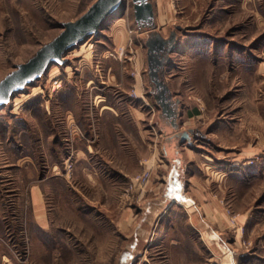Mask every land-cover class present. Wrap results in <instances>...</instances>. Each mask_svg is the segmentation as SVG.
<instances>
[{"label": "rangeland", "instance_id": "374dc122", "mask_svg": "<svg viewBox=\"0 0 264 264\" xmlns=\"http://www.w3.org/2000/svg\"><path fill=\"white\" fill-rule=\"evenodd\" d=\"M94 1L0 0V80ZM150 2L154 29L139 27L132 1L122 0L63 65H50L0 108V264H223L199 233L187 243L179 224L158 241L156 223L126 254L132 234L119 219L126 209L139 216L161 145L174 132L206 176V194L223 206L235 263L264 264V0ZM152 33L166 41L153 71L175 120L155 98ZM54 77L61 88L52 91ZM95 103L119 116L116 157L93 138ZM62 107L74 108L73 136ZM87 145L96 153L74 151ZM142 171L150 176L140 189L133 178ZM33 187L44 201L43 223L31 208ZM171 216L184 220L180 211Z\"/></svg>", "mask_w": 264, "mask_h": 264}, {"label": "crops", "instance_id": "0c3cea01", "mask_svg": "<svg viewBox=\"0 0 264 264\" xmlns=\"http://www.w3.org/2000/svg\"><path fill=\"white\" fill-rule=\"evenodd\" d=\"M100 101L103 102L104 100L100 99ZM94 106L97 114H95L94 120L91 119L93 121V138L99 144L103 143L104 148H108L116 157V152L121 150H118L119 143L117 142L119 116L110 105L95 103ZM46 108L47 112H49L48 114L52 115V111L56 113V108ZM60 111L65 118L67 132L70 131L73 136L71 125L74 116L76 117V114L72 113L74 108L62 107ZM187 111L189 118H193L196 114V110L189 109ZM91 117L89 115L88 118ZM183 125H189V122L186 121ZM184 130V127H181L178 132ZM176 137L177 132H174V135L165 138L161 145L163 158H159V162L156 161V164L152 167V179L147 187L146 201L141 207L139 216L135 218L132 210L126 209L119 219L121 230L124 233L132 234L131 237L130 235L125 236L126 241L130 240L126 245V254L133 252L130 249L136 248L140 239H143V241L146 239L148 231L156 223L158 225L156 233L158 241H162L167 237V233L170 231V224H179V230L184 234L188 233V236H186L187 243L191 242V236L194 238L199 233L208 246L215 250V254H220L223 264H236L235 250L230 249L228 243L224 241L223 232L226 231L227 225L223 206L218 200H213L206 194L205 184L208 181L206 176L197 174L195 156ZM182 137L184 138V135ZM93 150L92 146L87 145L83 149L74 151L77 152L78 156L84 158L90 153H96ZM84 164L87 165V163ZM34 194H36V201ZM30 195L31 208L35 220L38 221L37 215H43V220L39 221L41 223L46 222L47 213L40 189L33 187ZM176 211L182 213L184 220H175L174 216L170 218V215ZM175 244L177 245V243ZM181 245H184V241ZM175 247L178 248V246ZM191 252L195 254L196 250Z\"/></svg>", "mask_w": 264, "mask_h": 264}, {"label": "water", "instance_id": "95a60500", "mask_svg": "<svg viewBox=\"0 0 264 264\" xmlns=\"http://www.w3.org/2000/svg\"><path fill=\"white\" fill-rule=\"evenodd\" d=\"M131 1L136 24L142 28L154 29V13L150 0ZM121 5L122 0H95L77 19L65 22L62 31L56 37L42 45L26 62L18 64L0 80V108L4 107L15 93L40 79L50 65H63L66 52L83 43L88 37L96 35L102 23L114 15ZM165 43L166 41L156 33H152L146 41L150 60V77L157 87L161 86L166 90V85L154 78L156 73L153 71L162 61H157L153 57L157 56L156 53L162 50ZM169 44H173L172 40H169ZM152 60L156 63L152 64ZM165 106L169 107L168 103Z\"/></svg>", "mask_w": 264, "mask_h": 264}, {"label": "flooded vegetation", "instance_id": "af4514ba", "mask_svg": "<svg viewBox=\"0 0 264 264\" xmlns=\"http://www.w3.org/2000/svg\"><path fill=\"white\" fill-rule=\"evenodd\" d=\"M159 54H157L158 56ZM152 64H155L156 62L154 60H152L151 62ZM158 89H156L155 92V98L157 100V102L159 103V105L162 107L163 110V115L167 116L168 118H172V120H175L174 118L177 116V114H175V111H173L170 106H171V102L170 100V96L168 93V90L164 87H157ZM168 94V95H167ZM168 103V106H165ZM164 105V107H163ZM174 123V121H172Z\"/></svg>", "mask_w": 264, "mask_h": 264}, {"label": "built area", "instance_id": "2783aa9c", "mask_svg": "<svg viewBox=\"0 0 264 264\" xmlns=\"http://www.w3.org/2000/svg\"><path fill=\"white\" fill-rule=\"evenodd\" d=\"M61 88V80L58 77H54L51 80V90L55 91ZM149 172L148 171H142L139 175H137L135 178H133V185L135 187L143 189V187L147 184L149 180Z\"/></svg>", "mask_w": 264, "mask_h": 264}, {"label": "bare ground", "instance_id": "6f19581e", "mask_svg": "<svg viewBox=\"0 0 264 264\" xmlns=\"http://www.w3.org/2000/svg\"><path fill=\"white\" fill-rule=\"evenodd\" d=\"M15 100H17V99H15ZM15 100H14V101H15ZM16 105H17V104H16ZM42 219H43V218H40V220H42Z\"/></svg>", "mask_w": 264, "mask_h": 264}]
</instances>
